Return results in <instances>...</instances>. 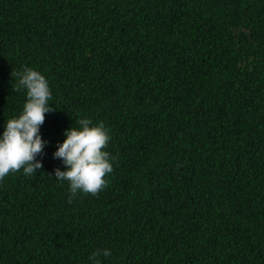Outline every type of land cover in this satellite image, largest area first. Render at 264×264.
I'll list each match as a JSON object with an SVG mask.
<instances>
[{
	"label": "trees",
	"instance_id": "trees-1",
	"mask_svg": "<svg viewBox=\"0 0 264 264\" xmlns=\"http://www.w3.org/2000/svg\"><path fill=\"white\" fill-rule=\"evenodd\" d=\"M39 71L42 168L0 180V264H264V0H0V133ZM103 123L107 187L54 177Z\"/></svg>",
	"mask_w": 264,
	"mask_h": 264
},
{
	"label": "clouds",
	"instance_id": "clouds-1",
	"mask_svg": "<svg viewBox=\"0 0 264 264\" xmlns=\"http://www.w3.org/2000/svg\"><path fill=\"white\" fill-rule=\"evenodd\" d=\"M15 78L14 92L24 91L25 102L17 116L8 119L0 133V180L23 171L31 176L42 168L36 159L43 153L45 141L40 126L45 114L55 111L50 106L52 93L44 75L32 68L11 72ZM78 127L64 130L65 139L59 143L53 158L60 159L65 170L54 169V177L69 185V203L77 193L97 195L107 187V175L112 173L113 157L106 151L111 140L109 130L101 122L92 125L88 118H80ZM107 249H98L89 256L94 264H101L99 257H108Z\"/></svg>",
	"mask_w": 264,
	"mask_h": 264
}]
</instances>
